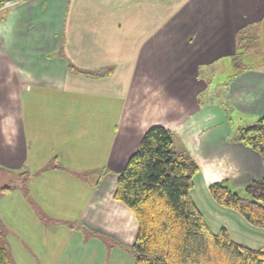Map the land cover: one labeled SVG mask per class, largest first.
<instances>
[{"label":"crops","instance_id":"1","mask_svg":"<svg viewBox=\"0 0 264 264\" xmlns=\"http://www.w3.org/2000/svg\"><path fill=\"white\" fill-rule=\"evenodd\" d=\"M263 39L264 0H12L0 11V172L15 183L2 193L10 215L23 231L55 225L131 248L137 224L114 200L118 174L156 126L198 166L197 208L199 200L222 210L212 184L243 190L263 176L262 157L237 132L264 117V61L232 63L241 46ZM230 59L225 113L208 105L204 72ZM213 215L217 234L226 223ZM231 215L233 241L264 247V230Z\"/></svg>","mask_w":264,"mask_h":264},{"label":"trees","instance_id":"2","mask_svg":"<svg viewBox=\"0 0 264 264\" xmlns=\"http://www.w3.org/2000/svg\"><path fill=\"white\" fill-rule=\"evenodd\" d=\"M8 2L0 0V11ZM175 142L167 128L149 129L118 174L114 200L132 212L137 224L134 264H264V247L236 243L225 228L212 232L191 197L198 166L186 150H176ZM237 142L260 154L262 178L246 186L243 196L225 182L212 184L209 193L220 207L264 230V117L238 130ZM0 264H11L1 230Z\"/></svg>","mask_w":264,"mask_h":264},{"label":"rangeland","instance_id":"3","mask_svg":"<svg viewBox=\"0 0 264 264\" xmlns=\"http://www.w3.org/2000/svg\"><path fill=\"white\" fill-rule=\"evenodd\" d=\"M246 45L249 48L241 46L237 54L232 58L233 62L231 59L224 61V64L204 72L206 73L207 81L205 96L208 105H215L218 109L220 107L225 113L228 111L224 109L225 106L222 104H225L226 89L232 74L236 71L234 67H231L232 63L257 68L262 67V61H264V52L261 53L262 48H264V39L257 44L247 43ZM249 49H251V53L245 54V51ZM225 105L227 106V104ZM235 116L236 114H233V117ZM14 186V179L0 172V190ZM234 192L243 196V190L237 189ZM196 201L207 224L214 228L215 224L212 223L211 218H207L205 215V204H202L199 200ZM8 206L7 197L0 193V230L3 234V245L9 253L11 264H134V252L131 248H118L113 242H108L105 239H103V246L100 240L101 237L98 235H93L90 239L82 241L81 234L76 233L70 236L71 232L64 227L45 224L39 228V231L29 225H27V231H23L20 228L21 224H18L15 221L16 219L10 215ZM220 208L226 212L220 221L226 223L225 225L228 227H223L228 229V231L234 229L232 223H235V220L231 214L238 215V213L223 207ZM212 216L214 217L213 212ZM250 228H254L252 230L258 229L252 226ZM70 248L73 254L67 252ZM65 253L66 257L63 258ZM67 255H70L71 258H67Z\"/></svg>","mask_w":264,"mask_h":264},{"label":"bare ground","instance_id":"4","mask_svg":"<svg viewBox=\"0 0 264 264\" xmlns=\"http://www.w3.org/2000/svg\"><path fill=\"white\" fill-rule=\"evenodd\" d=\"M209 205L211 206V208H213L214 211L211 210ZM205 208H206V209H204L205 215L207 216V218H211L212 223H215L214 222L215 220H214V218L212 216V212L215 213V215H218L219 220H222L223 214L226 213L225 211H222V210L218 209L217 207H214V205H212L210 202L206 203V207ZM228 220H230V219L228 218Z\"/></svg>","mask_w":264,"mask_h":264},{"label":"built area","instance_id":"5","mask_svg":"<svg viewBox=\"0 0 264 264\" xmlns=\"http://www.w3.org/2000/svg\"><path fill=\"white\" fill-rule=\"evenodd\" d=\"M10 6V3H6L4 6H3V9H6L7 7Z\"/></svg>","mask_w":264,"mask_h":264}]
</instances>
